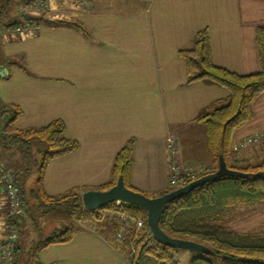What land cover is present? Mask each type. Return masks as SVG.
Segmentation results:
<instances>
[{"label": "crops", "instance_id": "0c3cea01", "mask_svg": "<svg viewBox=\"0 0 264 264\" xmlns=\"http://www.w3.org/2000/svg\"><path fill=\"white\" fill-rule=\"evenodd\" d=\"M46 1L48 18L37 34L0 36V81L16 83L8 88L15 93L10 91L5 98L0 90L1 102L20 110L11 128L42 127L61 119L63 136L78 143L77 149L48 160L44 192L81 194L107 183L114 156L129 139L134 142L128 184L148 196L169 187L165 148L169 135L176 138L181 164L213 170L206 129L197 118L210 105L224 103L227 91L209 79L188 82L178 51L192 47L197 34L204 32L215 66L236 74L258 71L255 32L264 25V0ZM15 45L20 46L16 51ZM15 54L23 61L6 66L4 62ZM251 109L252 117L230 135L228 163L235 167L254 165L264 156L254 155L256 144L234 149L246 136L264 130V91L252 100ZM78 130L94 136L73 133ZM6 154L19 166L24 162L9 148L1 149V162ZM254 207L259 208L223 221L224 226L236 232L264 231V205ZM36 212L29 208L27 215L16 218L23 232L35 226ZM56 219L57 214L52 223ZM30 233L25 232L26 243L36 244L40 238ZM17 240L14 264H25L29 253H21V239ZM36 251L41 264H133L112 238L89 227L75 228L68 240Z\"/></svg>", "mask_w": 264, "mask_h": 264}, {"label": "trees", "instance_id": "16d2710c", "mask_svg": "<svg viewBox=\"0 0 264 264\" xmlns=\"http://www.w3.org/2000/svg\"><path fill=\"white\" fill-rule=\"evenodd\" d=\"M10 2L11 0H0V25H11L16 21L15 16L7 13ZM73 26L86 33L80 23L73 22ZM255 46L259 70L249 74H236L215 66L210 59L208 39L204 32L197 34L192 47L178 51V55L185 60L188 82L209 79L227 91L224 103L217 107L210 105L209 111L197 118L205 126L207 142L215 163L214 169L217 167V156L222 153L229 168L252 173L244 178L223 176L205 182L165 204L159 226L166 234L197 241L213 251L211 255L192 257L190 264H200L199 260H203V264H264V234L236 232L224 226L222 220L228 209L233 206L264 204V157L259 164L245 167H235L228 163L231 132L252 117V100L264 91V25L256 28ZM19 113L20 110L16 106L0 103V144L17 145L23 155L26 173L34 176L31 186L25 192L21 191V184L16 181L26 203L33 201V207L54 209L59 205L57 199L63 201L69 195L64 194L57 198L47 195L42 186L44 170L48 160L77 149L78 143L63 136L64 122L61 119H55L42 127L11 129L6 133L5 128L11 127ZM133 142V139L127 140L118 150L113 159L109 181L97 187L98 189L110 187L121 174L124 185L137 191L128 184ZM31 169L33 173L30 172ZM206 173L203 172L199 176ZM171 189L173 188L170 187L165 192ZM78 199L74 197L72 206H80V203L76 202ZM112 204L114 202L102 208ZM120 206L126 207L124 211L128 215L138 217V214H142L144 219L141 231H134L133 236L118 247L130 261L133 264H178V259L172 253L176 249L163 246L155 242L150 234L145 236L143 233L147 228L145 210L123 202H120ZM15 225L18 229L21 223L15 220ZM74 231L73 227L51 228L35 244L34 252H30L25 264H41L35 258V251L51 243L68 240ZM130 249L137 253L131 252L130 256ZM15 255L17 256V253Z\"/></svg>", "mask_w": 264, "mask_h": 264}, {"label": "rangeland", "instance_id": "374dc122", "mask_svg": "<svg viewBox=\"0 0 264 264\" xmlns=\"http://www.w3.org/2000/svg\"><path fill=\"white\" fill-rule=\"evenodd\" d=\"M26 1H29V0H16V1L11 0V2L7 8V13L10 14V16H15L16 19L15 18L14 19L16 21H15V23H13L11 25H5V24L0 25V28H2L0 31V36H2L4 32H7V30H11V28L13 26H15L19 22H21L20 20H24V21L32 20V21L36 22L37 26H40V28L38 30L33 29L34 32H32V33H29L28 30H23V34L33 35V34H37L40 31V29L42 28L41 27L42 21L44 19L48 18L47 17L48 3L46 0H36L38 3H41V5H43V7H42L43 10L41 8V10L39 9L38 11H36L37 13H31V11H30V12H24L21 14L20 6L22 4H24L23 2H26ZM60 21L62 22L63 20H60ZM75 22H78V21H75ZM14 35H20V34L15 33ZM24 40L25 39H23V41ZM16 43L18 44V42H16ZM19 45L21 46V45H23V43H19ZM20 46L15 45L14 51H16V49H19ZM8 59H10V60H6L4 62L6 66H9V64L11 62L21 63L23 61L22 56L19 54H15L14 56H11ZM15 84H16L15 80H10L6 84L2 83L0 81V90L3 93V98H5V95L7 93H9L10 91H11V93H15L14 90H9V89H13ZM7 90H9V91H7ZM3 98H1V96H0V103L4 104V102H1V100L3 101ZM11 129H12L11 127L5 128V132L6 133L9 132V131H11ZM69 131H71V130H69ZM73 133H77L79 135H82V137H85V138H89V137L94 136L92 134V132H88V131H84V130H78L77 132H73ZM63 134H64V132H63ZM256 146H257L256 147L257 149L255 150L254 155L258 156V158H260L261 157L260 154L262 152H264V140L257 142ZM6 148H9V153L11 151H14V152L18 151L22 155L20 148L17 145L6 146V145L0 144V151H1V149H6ZM4 159L6 161H4V162L0 161V163L5 167L7 172L9 174H11L12 179H13L15 185L17 186V188H18V185L16 184V181L19 183V185L21 184L20 185L21 191H23V192H25V190L27 191L28 188L31 186V182H32V179L34 178V176L29 174V173L28 174L26 173L25 163L22 162V165L19 166L20 164H18L19 163L18 160L14 159L12 156H10V154L9 155L6 154ZM22 159H23V155L21 156V161H23ZM262 159L260 161H254L253 164L254 165H256V163L259 164L262 161ZM18 166L20 167V169L18 168ZM30 172L33 173L32 169L30 170ZM204 172L208 173L207 170H205ZM169 188L170 187H168V189ZM20 189L18 188L19 194L22 196V201H23V204L25 205L24 207L26 209V211L24 212L23 215L28 214L29 208H34L37 211L35 213L36 216L33 215L34 220H35V222H34L35 226H33V225L29 226V228L27 230H24V232L22 231L21 226L18 227V229H17L18 230V234H17L18 240L17 241H19L21 239L20 251L23 255L25 252H29V254H31L30 252H32V251L34 252L33 247L35 246L34 243H32V244L26 243L27 234H25V232H31L30 234L36 233L34 236L36 237V239H39L41 237H44L45 234H47V232L53 227H62V229L63 228H69V227H71V228L72 227L73 228L89 227L92 229L102 231L105 235L112 238L114 243L118 247H121L122 243L128 241L129 238H131L133 236L134 231H136V232L141 231L140 228H142L144 225V219L141 217L142 214L141 215L138 214L137 220H135V219L128 220V219L120 218L118 216V213L120 211L126 212V211H124V209H126V207L123 208L122 206H120V203L112 204L107 208L98 209L94 212H89V211L85 210L82 206L81 194H78V193L76 194V193L71 192V193L67 194V195H69L68 198L64 199L63 201H60L59 199H57L59 201V203H58L59 205L56 206L54 209H50V208L47 209V208H43V207H39V206L33 207L32 206L33 201L26 203V201L24 200V195L21 194L22 192H20ZM95 189H98V188H95ZM73 196L79 198L78 200H76V202H79L80 206L79 205L76 207L72 206L74 203V197ZM57 197H61V196H56V198ZM263 205L264 204L258 205V206L261 207ZM236 206H233L232 208L228 209L226 214L223 216V219H222L223 221H226L227 219H230V218H232V217H234L240 213L241 214H250L253 210H256L257 208H259V207H254V209H252L251 206H256V205L248 204V205H244L245 207H243V209L241 210V209H237V207L239 205L237 207ZM0 207H1L0 209H2L1 211H2V215H3V221L2 222H3V234H4V232L6 230L7 221H4V215H5L6 207H5L4 197L2 194L1 187H0ZM33 212H34V210H33ZM55 214L58 215L59 220L56 219L52 223V221L55 217ZM145 220H146V214H145ZM30 224H32V223H30ZM142 231H143V229H142ZM261 231H262V229L250 230L248 232L249 233L250 232H258V233L264 234V231H262V232ZM143 233L145 234V236L149 235L147 233V228H146V230L143 231ZM240 233H245V232H240ZM28 245H30V246L27 248V251H26V247ZM16 251L17 250H15V254H16ZM35 252H37V251H35ZM131 252H132V254L137 253V251H133L132 249H130V254H129L130 256H131ZM172 253H173V256L176 259H178V264H190L192 257L204 256L198 252L189 253L185 249H176V250L172 251ZM28 255L26 257V260H28V258H29ZM16 257L17 256H15V259L13 260V262L11 264L15 263ZM209 258H211V257H209ZM198 263L203 264V260H201V261L199 260Z\"/></svg>", "mask_w": 264, "mask_h": 264}, {"label": "water", "instance_id": "95a60500", "mask_svg": "<svg viewBox=\"0 0 264 264\" xmlns=\"http://www.w3.org/2000/svg\"><path fill=\"white\" fill-rule=\"evenodd\" d=\"M251 175L252 173L250 172L229 168L226 165L222 153H219L215 170L160 195L148 196L139 191L127 188L124 185L122 175L119 174L114 184L106 189H87L83 191L81 193V203L83 208L89 212H94L116 201L135 205L145 210L147 230L155 242L172 249H185L189 253L198 252L211 255L213 251L202 243L166 234L159 226V219L163 207L168 202L179 198L205 182L213 181L223 176H238L244 178Z\"/></svg>", "mask_w": 264, "mask_h": 264}, {"label": "built area", "instance_id": "2783aa9c", "mask_svg": "<svg viewBox=\"0 0 264 264\" xmlns=\"http://www.w3.org/2000/svg\"><path fill=\"white\" fill-rule=\"evenodd\" d=\"M20 6L21 14L24 12L37 13L39 9L43 7L41 3L36 0H29L23 2ZM43 10V8H42ZM17 25L11 26V30H7L4 34H23V30H28L29 33L34 32L33 29H39L36 22L32 20L24 21L20 20ZM2 28H0L1 31ZM264 140V130H261L250 136H246L240 143L234 146V149L240 148L250 144H256L259 141ZM165 148L168 155L167 163V182L169 187L176 188L191 180L198 178V176L205 171L201 167L183 165L178 160L179 147L176 138L169 135L165 138ZM0 187L5 203V215L4 221H7L6 230L0 240V264H11L15 259L16 250V238L18 234L17 227L15 226V218L24 214L26 211L25 205L22 201V196L19 194V190L15 185L11 174L7 172L5 167L0 163ZM120 203L119 201L114 204ZM120 218L128 220H137V217H132L126 212H119ZM147 233L149 234L148 230Z\"/></svg>", "mask_w": 264, "mask_h": 264}]
</instances>
